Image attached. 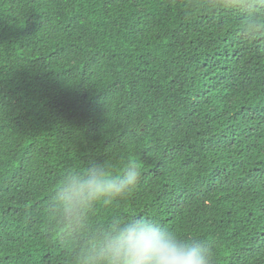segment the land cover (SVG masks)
<instances>
[{"label": "trees", "instance_id": "obj_1", "mask_svg": "<svg viewBox=\"0 0 264 264\" xmlns=\"http://www.w3.org/2000/svg\"><path fill=\"white\" fill-rule=\"evenodd\" d=\"M92 163L139 182L69 207ZM138 218L264 264V0H0V264H106Z\"/></svg>", "mask_w": 264, "mask_h": 264}, {"label": "clouds", "instance_id": "obj_2", "mask_svg": "<svg viewBox=\"0 0 264 264\" xmlns=\"http://www.w3.org/2000/svg\"><path fill=\"white\" fill-rule=\"evenodd\" d=\"M109 163H92L84 177H71L59 199L69 207L86 201L110 203L139 182L141 172L134 164L120 174ZM102 256L106 264H210L208 252L198 244L178 240L149 221L138 218L109 236Z\"/></svg>", "mask_w": 264, "mask_h": 264}]
</instances>
